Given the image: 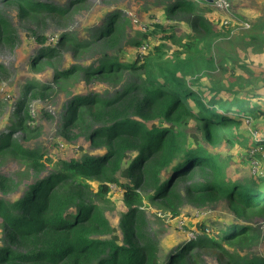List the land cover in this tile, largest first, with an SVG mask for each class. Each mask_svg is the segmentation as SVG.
<instances>
[{
  "label": "trees",
  "instance_id": "trees-1",
  "mask_svg": "<svg viewBox=\"0 0 264 264\" xmlns=\"http://www.w3.org/2000/svg\"><path fill=\"white\" fill-rule=\"evenodd\" d=\"M7 1L17 3L23 16L64 18L69 11L39 0ZM165 2L164 13L170 18L181 13L189 28L173 56L166 42L176 44L177 40L163 25L156 26L163 31L159 39L153 38L152 31L141 39L128 36L124 42V23L117 11L106 16L92 40L78 41L68 34L62 37L61 43L82 50L92 48L91 44L103 50L97 65L72 66L58 72L62 77L81 70L85 78L117 86L107 94L74 93L60 128V134L70 140L85 135L94 149L102 152L55 162L42 149L23 147L10 139V132L0 133V155L20 154L40 173L48 163L56 167L29 183L14 200L0 197V232L4 238L0 264H204L205 253L214 254L222 264H264L263 255L247 256L243 252L260 237L259 228L250 220L264 217V173L245 183L226 180L218 156L207 148L221 141L241 145V139L249 136L235 129L241 125L249 132L261 129L264 138V58L256 59V53L264 51V16L253 24L252 33L245 35L244 43L254 51L256 61L246 52L219 60L213 40L231 32L230 27L220 19L213 22L206 17L195 0ZM0 26L5 41L12 40L11 26L1 13ZM132 48L137 50L130 54ZM51 51L47 47L39 54L45 56ZM226 60L231 61L230 67ZM205 68L231 70L234 77L227 87L218 84L220 79L203 81L205 75L198 72ZM0 72H5L1 65ZM47 91L41 82L26 83L16 105L13 129H34L31 103L47 98ZM200 92L206 93L208 104ZM192 123L197 133L187 131ZM251 140L254 151L264 150V141L257 135ZM259 154L254 153V157ZM92 181H99L96 192ZM111 184L122 190L129 207L121 213L122 238L105 209L93 199L108 194ZM15 188L12 179L0 175L3 195ZM142 188L148 192L146 196ZM183 197L200 205L226 201L237 220L197 239H186L162 261L157 255L158 244L146 230L142 203L144 199L159 202L176 217Z\"/></svg>",
  "mask_w": 264,
  "mask_h": 264
},
{
  "label": "rangeland",
  "instance_id": "rangeland-1",
  "mask_svg": "<svg viewBox=\"0 0 264 264\" xmlns=\"http://www.w3.org/2000/svg\"><path fill=\"white\" fill-rule=\"evenodd\" d=\"M39 1L69 9L67 16L64 18H56L49 14H44V17L23 16L17 3L0 0V13L8 19L13 36L12 40L5 41L1 36L4 32L1 34L0 26V65L5 69V72H0V133L10 132V139L18 140L23 147L42 149L44 154L55 162L62 158L69 159L71 156L81 158L86 152L100 153L103 150L94 149L95 146L91 145L90 140L85 135H78V130L75 131L78 137L73 140L62 136L60 128L65 121L63 116L67 114V104L74 93L101 92L107 94L112 93L117 86L96 80L93 77L85 78L81 70L68 78L62 77L58 72L72 66L78 65L89 68L97 65L98 58L103 52L100 46L93 44H91L92 48L82 50L76 46L61 43L63 35L74 36L78 41L92 40L95 29L105 23L106 16L117 11L121 13L124 23V42L128 36L141 39L143 34L152 31H155L153 38L159 39L163 31L156 26L157 24L163 25L166 27L168 35H175V40H177L176 44L169 40L166 42L168 44L167 50L172 54L175 52L177 44L181 42L182 38H185L186 30L189 31L186 18L181 13L171 18L164 13L165 0ZM195 1L204 9L206 17L213 22L218 19L221 20L217 9L212 4L205 3L207 0ZM233 6L239 19L247 20L251 26L244 29V27L232 25L229 26L231 32L221 33L215 38L212 46L215 49L217 59H227L228 54L236 56L237 53L246 52L250 59L255 60L254 51L244 43L245 35L251 34L254 29L253 24L264 16V0H238ZM47 47L52 50L51 53L41 56L40 50ZM122 47L123 45L120 44L119 48L123 49ZM74 49L77 50L74 51ZM136 50V48H132L129 53L131 54ZM260 58H264V51L256 53V59L259 60ZM225 63L230 67L231 61L226 60ZM198 73L205 75L202 76L203 81L218 82L217 80L220 79L218 84L224 83L222 85L224 87L230 85L229 80L234 77L231 70L221 72L220 70L205 68ZM32 81L46 84L49 96L37 98L31 103L33 130L31 128H27V131L18 128L13 129L15 124L12 123V120L14 122L16 118L17 102L26 83ZM199 94L203 101L208 104L206 93L200 92ZM191 104L196 109L193 101ZM235 129L243 131L245 135L249 133V136H244L241 139V145L236 143L234 146H230L226 141H221L214 146H207V148L211 153L218 156L219 163L223 166L224 179L245 183L264 173V150L254 151L251 148L254 145L251 137L257 135L262 141L264 138L260 135L261 129H258V133L254 130L249 132L243 125ZM187 131L197 133L195 124H190ZM257 152L260 153L258 158L254 157V153ZM55 170L56 167L52 163H48L47 169L40 173L30 168L21 159L20 154L8 152L0 155V175L12 179L16 186L15 190L8 195H3L0 191V197L14 200L23 194L29 183ZM118 176L122 181L123 176L121 174ZM98 184L99 181H92L94 192L98 191ZM180 189L184 191L182 184ZM140 191L144 196L148 193L143 188ZM93 199L105 209L106 216L117 229L119 237L122 238V231L119 227L121 213L129 209L124 202L122 190L115 184H111L108 194L97 198L93 197ZM142 207L146 211V230L158 244L157 255L162 261H165L169 254L177 250L189 236L196 234L199 237L202 235L203 229L208 234L213 229L219 230L224 224L237 220L230 212L226 201L200 205L183 197V202L178 209L179 215L176 217L169 209L162 208L159 202H152L149 199L143 200ZM250 221L256 228H259L260 237L254 244L245 246L243 252L247 256L254 254L264 256V217L254 216ZM202 227L204 228L202 229ZM205 228L209 229L208 233ZM3 239L0 232V242ZM203 257L204 264H222L212 253H205Z\"/></svg>",
  "mask_w": 264,
  "mask_h": 264
},
{
  "label": "built area",
  "instance_id": "built-area-1",
  "mask_svg": "<svg viewBox=\"0 0 264 264\" xmlns=\"http://www.w3.org/2000/svg\"><path fill=\"white\" fill-rule=\"evenodd\" d=\"M238 0H212V5L217 11L220 13L221 21L223 25L232 26L237 25L240 27H244V29H248L251 25L247 20L239 19V16L234 10V3ZM205 231L208 233L209 229L205 228ZM203 233L204 229H203ZM202 233V234H203ZM192 238L197 239L198 236L196 234L189 236L187 239L191 240Z\"/></svg>",
  "mask_w": 264,
  "mask_h": 264
},
{
  "label": "water",
  "instance_id": "water-1",
  "mask_svg": "<svg viewBox=\"0 0 264 264\" xmlns=\"http://www.w3.org/2000/svg\"><path fill=\"white\" fill-rule=\"evenodd\" d=\"M207 1H208V3H209V4H211V3H212V0H207Z\"/></svg>",
  "mask_w": 264,
  "mask_h": 264
},
{
  "label": "clouds",
  "instance_id": "clouds-1",
  "mask_svg": "<svg viewBox=\"0 0 264 264\" xmlns=\"http://www.w3.org/2000/svg\"><path fill=\"white\" fill-rule=\"evenodd\" d=\"M188 240V239H187Z\"/></svg>",
  "mask_w": 264,
  "mask_h": 264
}]
</instances>
